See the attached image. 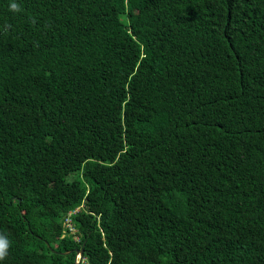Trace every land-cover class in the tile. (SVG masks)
<instances>
[{"label": "trees", "instance_id": "1", "mask_svg": "<svg viewBox=\"0 0 264 264\" xmlns=\"http://www.w3.org/2000/svg\"><path fill=\"white\" fill-rule=\"evenodd\" d=\"M11 2L0 264H264V0Z\"/></svg>", "mask_w": 264, "mask_h": 264}, {"label": "built area", "instance_id": "2", "mask_svg": "<svg viewBox=\"0 0 264 264\" xmlns=\"http://www.w3.org/2000/svg\"><path fill=\"white\" fill-rule=\"evenodd\" d=\"M83 205L79 206L78 208H76L75 210L73 211H70L66 217L64 218L63 220V223H62V226H63V229H64V232H63V236L66 235V232H68V234L72 235L73 236V239L75 241H78V238L76 236V229L74 228L73 224H72V219H71V216L76 212L78 211L79 208H82ZM75 264H93V263H90L84 256L83 254H81L80 252H77L75 254V260H74Z\"/></svg>", "mask_w": 264, "mask_h": 264}, {"label": "clouds", "instance_id": "3", "mask_svg": "<svg viewBox=\"0 0 264 264\" xmlns=\"http://www.w3.org/2000/svg\"><path fill=\"white\" fill-rule=\"evenodd\" d=\"M9 9L10 11L16 13L22 11L21 6L15 2V0H12V2L9 4ZM9 247L10 242L8 241L7 237L3 234H0V261H3L7 258Z\"/></svg>", "mask_w": 264, "mask_h": 264}, {"label": "water", "instance_id": "4", "mask_svg": "<svg viewBox=\"0 0 264 264\" xmlns=\"http://www.w3.org/2000/svg\"><path fill=\"white\" fill-rule=\"evenodd\" d=\"M83 251H84V246L82 245V247H81L78 251H76V253H77V252H80V253L82 254Z\"/></svg>", "mask_w": 264, "mask_h": 264}]
</instances>
